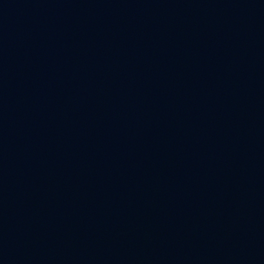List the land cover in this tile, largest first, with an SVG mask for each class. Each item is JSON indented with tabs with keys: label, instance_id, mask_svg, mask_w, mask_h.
I'll return each instance as SVG.
<instances>
[{
	"label": "water",
	"instance_id": "1",
	"mask_svg": "<svg viewBox=\"0 0 264 264\" xmlns=\"http://www.w3.org/2000/svg\"><path fill=\"white\" fill-rule=\"evenodd\" d=\"M0 264H264V0H0Z\"/></svg>",
	"mask_w": 264,
	"mask_h": 264
}]
</instances>
